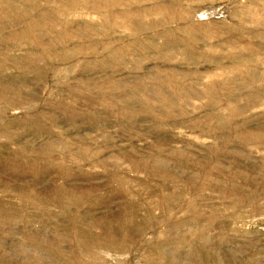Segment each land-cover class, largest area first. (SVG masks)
<instances>
[{
  "label": "rangeland",
  "instance_id": "obj_1",
  "mask_svg": "<svg viewBox=\"0 0 264 264\" xmlns=\"http://www.w3.org/2000/svg\"><path fill=\"white\" fill-rule=\"evenodd\" d=\"M130 3L0 0V264H264V0Z\"/></svg>",
  "mask_w": 264,
  "mask_h": 264
},
{
  "label": "bare ground",
  "instance_id": "obj_2",
  "mask_svg": "<svg viewBox=\"0 0 264 264\" xmlns=\"http://www.w3.org/2000/svg\"><path fill=\"white\" fill-rule=\"evenodd\" d=\"M130 1H131L130 6L126 10H119L116 6V18H120L122 20L131 18L130 19V20H132L131 21V27H133L132 31L137 32V34L136 33H134V34H136L138 36H140V35L146 36L147 32L150 31V32H152V34L154 36L163 39V42H164L163 47L165 46V43H166L165 41L168 39V40H170L169 42L172 45H174V47L178 50L179 46L181 45L179 37H176V33H178V32L169 30L167 28V26H170L173 23H176L178 25L181 22L180 21L181 17L178 14V10L180 9L179 7H181V0H175V1H170V2H167V0H130ZM34 8H35V10L41 9L40 6L37 4L35 5ZM257 11H259V9H257ZM48 13L50 15V12H48ZM248 14L250 15L249 12H248ZM113 15H114L113 11L111 10L110 12H108V15H106L104 17L105 18L107 16L111 17ZM51 17H53V16H51ZM247 17L248 16L246 15L245 18H243L242 20L247 19L250 21H255V22L257 21L256 20L257 17H255L253 15H250L249 18H247ZM144 18H149V19L145 20ZM241 21L236 20L235 23L238 24V26L242 27ZM245 30H246V28L243 27L242 31H245ZM141 45H142V43H141ZM146 48H148V47L146 46ZM155 49L161 50L158 47H156ZM174 77H175V75H174ZM161 90L164 91L163 88ZM159 95H160V92H159ZM210 101H213V99H211ZM162 105H163V103H162ZM154 108L155 107H150V110L154 109ZM175 111L176 110L172 107L169 108L168 110H164V112L168 113V114L173 113ZM222 126L224 129H229V127L232 126V123L227 121V122H225V124L223 123ZM45 211H47L48 213H51V210H45ZM60 211H63V213L67 214L68 211H72V210H60ZM79 215H81V214H79ZM79 215H78V217H79ZM75 217H77V216H75ZM78 217H77V219H78ZM123 219H121V220H123ZM98 220H99V218L97 219V221ZM102 224L103 223H101V225ZM127 224H128V222H127ZM93 226H94V223H93Z\"/></svg>",
  "mask_w": 264,
  "mask_h": 264
}]
</instances>
